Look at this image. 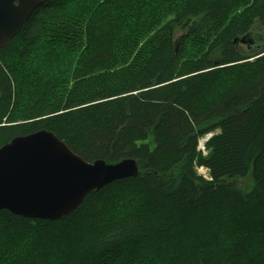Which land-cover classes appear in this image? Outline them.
I'll return each instance as SVG.
<instances>
[{
	"label": "trees",
	"instance_id": "trees-1",
	"mask_svg": "<svg viewBox=\"0 0 264 264\" xmlns=\"http://www.w3.org/2000/svg\"><path fill=\"white\" fill-rule=\"evenodd\" d=\"M40 130L86 162L135 159L140 176L59 220L0 211L3 242H30L0 264L56 249L62 264H259L264 0H46L0 49V148Z\"/></svg>",
	"mask_w": 264,
	"mask_h": 264
},
{
	"label": "water",
	"instance_id": "water-1",
	"mask_svg": "<svg viewBox=\"0 0 264 264\" xmlns=\"http://www.w3.org/2000/svg\"><path fill=\"white\" fill-rule=\"evenodd\" d=\"M45 1L0 0V49L10 44ZM238 43L253 46L252 34L244 35ZM139 176L135 159L115 164L86 162L53 133L40 130L0 148V211L25 219L59 220L92 193Z\"/></svg>",
	"mask_w": 264,
	"mask_h": 264
},
{
	"label": "rangeland",
	"instance_id": "rangeland-1",
	"mask_svg": "<svg viewBox=\"0 0 264 264\" xmlns=\"http://www.w3.org/2000/svg\"><path fill=\"white\" fill-rule=\"evenodd\" d=\"M107 1H112V0H107ZM213 133H218V130L212 133H208L199 138L197 149L203 155H206L207 153V151L205 150V143L208 141V139L212 136ZM200 168L201 167H195L197 175L204 178L208 177V172ZM250 180H251L250 177H247L245 179L238 180L236 184L239 187V189L244 191L245 189H247L249 186L252 185ZM259 239L260 237H258L257 240H254L256 242L252 247L253 250L252 255L255 257L256 262L260 264V262L261 263L264 262V257H263L264 241L263 239L262 240ZM29 246H30V242L28 241H21V243L17 244L15 247L10 246L3 242V236L0 235V249L6 248L5 257L8 261H13L18 257H21ZM56 251L58 250L57 249L53 250L49 254L45 255L43 260L38 262V264H62V261L58 259L60 255L56 254ZM64 264H75V263L65 262ZM121 264H167V262L165 261L159 262L157 257L152 258L151 255L147 254L146 252H142L134 257H125L121 262Z\"/></svg>",
	"mask_w": 264,
	"mask_h": 264
},
{
	"label": "built area",
	"instance_id": "built-area-1",
	"mask_svg": "<svg viewBox=\"0 0 264 264\" xmlns=\"http://www.w3.org/2000/svg\"><path fill=\"white\" fill-rule=\"evenodd\" d=\"M200 169H203L204 171H207L206 169H204V168H202V167H201ZM206 179H208V177H206Z\"/></svg>",
	"mask_w": 264,
	"mask_h": 264
}]
</instances>
